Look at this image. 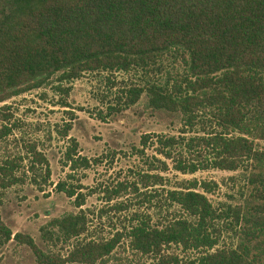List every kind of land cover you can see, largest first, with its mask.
<instances>
[{
    "label": "trees",
    "instance_id": "1",
    "mask_svg": "<svg viewBox=\"0 0 264 264\" xmlns=\"http://www.w3.org/2000/svg\"><path fill=\"white\" fill-rule=\"evenodd\" d=\"M172 52L185 68L178 78L124 86L121 101L128 106L144 92L150 107L177 112L180 126L175 134L140 133L138 145L125 151L140 164L114 182L82 190V183L71 181L78 170L113 158L115 150L79 153L65 122L57 131L67 139L61 156L67 171L51 183L39 141L16 135L22 120L11 103L0 104V189L53 184L77 208L39 225L46 250L0 220L1 242L12 237L46 264H90L122 242L149 258L137 264H253L244 242L219 246L218 238L226 225L246 240L264 235V202L216 208L205 195L212 190L207 181L184 179L166 187L165 173L264 167V0H9L0 14V101L43 86L53 75V88L66 96L69 86L62 81L84 72L146 71ZM55 102L67 105L65 99ZM250 174L264 187V172ZM94 193L102 205L83 207ZM170 205L177 207L154 217L138 210ZM101 218L120 223L108 235L96 234L92 225ZM171 244L181 253L168 251Z\"/></svg>",
    "mask_w": 264,
    "mask_h": 264
},
{
    "label": "rangeland",
    "instance_id": "2",
    "mask_svg": "<svg viewBox=\"0 0 264 264\" xmlns=\"http://www.w3.org/2000/svg\"><path fill=\"white\" fill-rule=\"evenodd\" d=\"M8 2L9 0H0V14L6 10ZM184 69V64L172 52L162 55L160 62L146 71L131 68L127 71L111 73L106 71L84 72L70 81H62L60 85L69 86L66 96L53 88L56 83L53 75L43 86L13 95L0 101V104L11 103L14 115L22 120L23 124L19 131H15L16 135L19 133L24 137L28 135L39 141L38 147L43 150L48 160L51 183L63 178L67 171V168L61 165L62 151L67 139L61 138L57 131L65 122L70 123L67 135L77 141L79 153L94 157L106 150H115L113 158L107 157L73 174L71 181L82 183L85 186L82 190H86L88 187L96 186L98 181L114 182L129 166L140 164L137 157L125 152L132 145H138L140 133L175 134L180 126L177 112L150 107L144 92L134 103L123 106L121 88L132 83L141 85L145 80L162 81L166 78H178ZM60 99H65L67 105L62 106L55 102ZM254 142L262 146L260 140L254 139ZM1 145L0 141V153ZM145 151L150 153L151 148ZM257 171L264 172V167L247 165L235 170L207 168L196 170L193 173H180L169 168L165 173L167 177L165 186L175 187L177 181L184 179L205 180L212 187V190L205 192V195L214 207L239 205L246 209L254 203L264 202V187L256 178L250 177V172ZM258 191L260 194H257ZM102 203L94 193L85 197L82 206L97 208ZM176 207V205H170L160 210L151 206L149 208L139 206L138 210L150 213L154 217L164 213V209L167 210L166 214H169ZM76 210L71 198L54 190L53 184L44 186L43 190H38L28 183L0 189V220L2 223L11 232L18 231L30 235L43 250L47 248L39 237V225L52 216ZM117 215L121 217L122 212ZM111 219L109 223L103 218L100 221H94L92 225L94 232L108 235L111 226H118L120 223V221L118 223L117 220ZM239 240L245 243L248 256L252 258L253 264H264L263 234L246 240L243 234L239 231L233 232L226 225L220 231L218 245H234ZM57 247L60 254H64L67 248L63 244ZM168 251L181 253L179 246L173 244L168 247ZM141 260L148 261L149 258L132 253L122 242L115 246L106 258L90 264H137ZM0 264L46 263L37 262L31 250L24 243H18L10 237L6 241H0ZM60 264L83 263L65 261Z\"/></svg>",
    "mask_w": 264,
    "mask_h": 264
}]
</instances>
